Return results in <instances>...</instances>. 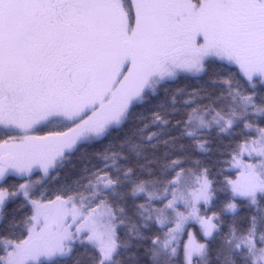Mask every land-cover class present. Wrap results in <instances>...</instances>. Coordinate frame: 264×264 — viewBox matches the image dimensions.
<instances>
[{"label": "snow or ice", "instance_id": "obj_1", "mask_svg": "<svg viewBox=\"0 0 264 264\" xmlns=\"http://www.w3.org/2000/svg\"><path fill=\"white\" fill-rule=\"evenodd\" d=\"M0 264H264V0H0Z\"/></svg>", "mask_w": 264, "mask_h": 264}]
</instances>
